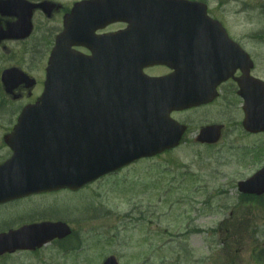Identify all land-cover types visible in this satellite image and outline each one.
Returning a JSON list of instances; mask_svg holds the SVG:
<instances>
[{"label":"rangeland","instance_id":"1","mask_svg":"<svg viewBox=\"0 0 264 264\" xmlns=\"http://www.w3.org/2000/svg\"><path fill=\"white\" fill-rule=\"evenodd\" d=\"M51 1L66 7L76 0ZM203 1L213 8L220 4L218 16L255 52L254 75L264 80V0ZM57 20L36 13L32 36L3 42L0 49V71L15 66L36 77L35 94L48 45L41 39L59 29ZM1 93L0 135L35 95L33 90L12 100ZM224 101L220 97L213 106L191 111L183 119L190 130L170 151L135 161L76 191L60 189L1 205L0 233L62 220L72 234L34 251L4 254L0 264H101L107 256L117 264H264V255H258L264 249V195L242 196L235 181L258 168L264 134H241L235 123L239 112ZM209 120L222 121L226 128L217 144L200 145L193 138L196 126ZM7 154L0 141V159Z\"/></svg>","mask_w":264,"mask_h":264},{"label":"water","instance_id":"2","mask_svg":"<svg viewBox=\"0 0 264 264\" xmlns=\"http://www.w3.org/2000/svg\"><path fill=\"white\" fill-rule=\"evenodd\" d=\"M162 1L165 10H142L143 7L132 5L135 0H95L78 5H83L80 8L82 11L93 13L95 17L92 19L95 22L100 19L106 22L112 18L121 19L123 16L124 19L136 20L162 19L166 12L173 13L169 18L176 19L177 12L194 7V3L188 5L189 2L183 0ZM17 4L19 2L16 3V0H7L0 3V8L4 13H10L20 6ZM77 9L78 6L73 11ZM15 13L13 11V14ZM29 30L27 15L19 32L26 35ZM3 36H14V33H4ZM139 52L132 53L127 46L121 55L117 56V60L114 59L112 66L117 69L118 83L113 91L116 92L117 100L111 105L109 102L93 104L91 101H85L79 106L76 102L84 100L80 95L84 92V85H81L80 79H77L75 86L68 82L69 75L74 73L67 70L66 64L59 66L52 77L49 74L45 91L40 97L41 105L24 108L13 132L5 137L13 155L0 166V202L63 187L77 189L134 159L152 156L178 144L182 129L171 121L168 113L172 109L189 106V98L193 96L194 91L180 90V83L176 82L175 85L171 82V86H176V89L165 97L147 98L145 77L139 73L145 57ZM136 62L139 69L135 68ZM86 65L92 72L91 68L98 67V62L92 61ZM102 67H109L110 70V65ZM79 69L81 67L77 66L78 76ZM90 74L86 72L85 76ZM107 76H110V73ZM58 77L63 81L60 85L57 82ZM50 79L52 87L49 84ZM5 81L7 82V77ZM157 82L160 88H154L152 91H163L166 82ZM108 90L105 91L108 93ZM85 92H88L86 88ZM98 98L99 96H96L93 102ZM65 101L71 102L68 110H64L68 108ZM81 106H85L82 108L84 115L78 117V114H75L77 117L73 118L72 115ZM73 109L75 112L72 113ZM260 124L264 126V119ZM215 132L216 129H204L198 140L216 141L218 135ZM239 189L246 193H263L264 168L250 180L240 183ZM69 232L68 226L63 222L25 225L0 234V254L16 249H34L54 238H63ZM104 264L116 263L113 258H108Z\"/></svg>","mask_w":264,"mask_h":264},{"label":"flooded vegetation","instance_id":"3","mask_svg":"<svg viewBox=\"0 0 264 264\" xmlns=\"http://www.w3.org/2000/svg\"><path fill=\"white\" fill-rule=\"evenodd\" d=\"M207 14L212 19V22L205 23L200 30H197L195 27V30H192L191 27L194 26V23L189 21H180V22H167L164 23L163 28L161 29H155L151 30L149 26L157 25L151 22H145V29H143V32L145 33V40L155 42V41H163L165 46L163 45L161 48L168 51V53L174 52L175 57L181 58L182 55H187L189 57L193 55H198L201 58L205 59H211L213 64L217 67L210 68V73L212 76H209V82L206 83V92H204L201 97L204 99L202 104H199L196 107H192L185 110L180 111H173L171 112V117L178 121L179 123L183 124L185 126V130L183 133V136H185L188 131L190 130V125L183 119L187 120L189 117V113L193 110L200 109V108H206L209 106L215 105L217 102L220 101V97H224L225 101L228 104V107L236 108V110L239 112L238 120L235 122L238 125V130H240L241 134L248 135L250 137L256 136V135H263L264 132H249L243 128V120L245 118V114L243 111V106L249 103L252 93L251 91L247 92L245 97H242L238 95V86L236 83V79L242 77L244 73L247 71L248 63L244 57H242L239 54V51L237 47H234L229 44V40H231L235 45H237L251 60V68L248 70L249 75L256 79H261L259 76L254 75V70L256 67V62L253 59V56L255 52L248 47L246 44V40H242L240 36H235L232 34L231 29L229 28L228 23L222 18L221 16H218L219 7L220 4H217L215 8L209 7L207 4ZM70 4L66 7L61 6L59 9L55 10L51 14V17H58V22L62 21V18L64 15L69 13ZM63 11V13H60ZM215 11H217L215 13ZM36 13V12H35ZM38 15L44 16L37 12ZM47 20V19H46ZM5 19L0 17V25L4 26ZM128 26V22H117L110 26H108L103 31H98L97 33H103V32H110V33H116L118 31H121L125 29ZM154 33V36L151 35ZM53 37L54 33H48L43 37L41 40H46L47 42V48L46 50L49 52V50L52 47L53 44ZM174 40L175 44L171 45V40ZM229 39V40H228ZM198 41H204V43H200L196 45V42ZM5 43V42H4ZM3 42L0 43V49L2 48ZM254 49V48H253ZM79 51H81L84 54H88V51L84 48H79ZM232 55V57H230ZM212 64V63H211ZM212 64V65H213ZM173 69L168 68L167 66H146L144 69L145 75L148 77H160L165 76L169 73H171ZM42 72V71H41ZM228 75L229 77L224 80V76ZM36 78V77H35ZM36 83L34 87L29 90L25 84H20L16 90L15 95L16 99H19L23 97L25 94L30 96V94L34 90L39 87V80L36 78ZM41 89V87H40ZM37 94L33 95V98L28 102H33ZM255 96V104H260V98L262 96L260 91H257V93L254 94ZM256 97L259 98L256 100ZM247 98V99H246ZM232 105V106H230ZM220 125L221 126V137L222 133L224 132V128H226V124L224 122L209 120L202 123H199L196 126V132L193 135V138L195 139L200 132V130L208 125ZM4 135V134H3ZM1 135L0 141L2 142ZM221 139V138H220ZM5 148V145H4ZM255 148V147H254ZM254 157H252V160ZM261 164V161L257 162V166Z\"/></svg>","mask_w":264,"mask_h":264}]
</instances>
